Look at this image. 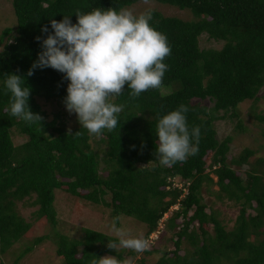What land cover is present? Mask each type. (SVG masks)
Listing matches in <instances>:
<instances>
[{"label": "trees", "instance_id": "obj_1", "mask_svg": "<svg viewBox=\"0 0 264 264\" xmlns=\"http://www.w3.org/2000/svg\"><path fill=\"white\" fill-rule=\"evenodd\" d=\"M139 1L11 0L16 25L3 30V36L11 35L0 50V253L31 228V223L16 210L19 201L28 199L30 205L37 206L38 220L44 219L52 227L57 225L53 203L54 189L58 188L109 208L113 219L120 215L134 217L147 227L146 238L159 226L164 213L178 204L166 225L177 228L175 239L171 238L174 248L161 253L156 264H264V157L250 162L255 151L246 147L228 161L232 136L219 140L214 127L218 119L238 118V105L257 100L264 85V0H154L188 9L194 19L164 16L153 10L150 24L166 35L172 50L164 61L168 70L158 89L131 98L125 85L121 95L111 98L124 108L118 114L116 128L104 130L100 137L105 144L102 155L93 149L86 129L80 125L68 130L57 114L48 120L37 100L64 104L67 95L69 81L63 73L38 68L27 76L42 51V40L53 32L52 19L61 21L70 16L75 24L77 11H118ZM45 26L47 33L41 31ZM202 34L222 42V46L201 48ZM7 74L24 79V86L31 90L30 110L43 118L41 124H28L10 115L11 94H6L4 87ZM206 99L213 102L212 107L203 103ZM180 104L189 108L185 114L189 130L200 127L198 152L182 163L165 167L154 154L156 125L158 117ZM253 115L264 122L263 114ZM12 129L26 140L14 145ZM236 129H243L240 119ZM243 165L248 168L241 177L234 166ZM213 182L217 185L213 192L217 199L227 198L240 206L229 230L215 211L207 212L202 202V186ZM209 224L213 234L206 229ZM82 232L80 240L59 234L56 252L63 264H92L104 254L123 260L122 250L107 247L109 241L118 243V238L91 228H82ZM45 238L46 235L37 237L32 245ZM184 241L191 249L180 254ZM31 250L32 246H27L20 256ZM145 252L160 251L150 243Z\"/></svg>", "mask_w": 264, "mask_h": 264}, {"label": "clouds", "instance_id": "obj_2", "mask_svg": "<svg viewBox=\"0 0 264 264\" xmlns=\"http://www.w3.org/2000/svg\"><path fill=\"white\" fill-rule=\"evenodd\" d=\"M149 2L144 0L145 4ZM152 12L151 8L140 13L126 8L118 11L95 8L85 14L77 11L75 24L70 16H64L61 21L52 19L53 32L42 40V51L27 76H32L38 68H52L63 73L69 81L63 101L68 113L76 114L79 124L89 135L99 137L104 130L113 131L124 106L115 104L111 98L121 95L125 85L131 98L158 89L168 70L164 61L172 50L166 35L151 26ZM41 31L47 33L48 26ZM36 40L41 41V37ZM4 87L6 94H11L10 115L28 124H41L43 118L30 110L31 90L24 86V79L7 74ZM188 111L187 105L180 104L176 110L158 117L154 154L162 166L182 163L198 152L200 127L193 126L189 130L185 115ZM118 220L119 216L115 217L110 226L118 238V245L109 241V249L116 250L119 246L136 253L150 249L153 231L147 238L133 236L129 229L117 227ZM92 264H130V261L106 255L93 260Z\"/></svg>", "mask_w": 264, "mask_h": 264}, {"label": "rangeland", "instance_id": "obj_3", "mask_svg": "<svg viewBox=\"0 0 264 264\" xmlns=\"http://www.w3.org/2000/svg\"><path fill=\"white\" fill-rule=\"evenodd\" d=\"M146 8L156 10L164 16H174L183 20L194 19L192 13L188 9H180L176 6L162 4L154 0H150L148 4H145L144 0H141L126 7V9H130L134 13H140ZM15 25L16 17L13 12L11 0H0V50L11 35L8 34L3 36V30L5 28L14 29ZM199 45L201 48H220L222 42L209 40L205 34H202L199 37ZM257 95V100H245L238 105V118L224 117L214 121V127L219 140L228 135L232 136L229 144V151L227 152L228 161L230 158L237 156L246 147L255 151L249 158L250 162L257 157H264V122L257 121L253 115L254 113H261L264 115V85ZM37 100L42 109L45 110L48 120L54 118L57 114L62 117L65 122V127L68 130L80 126L76 114H69L65 104H58L55 100H45L43 98H38ZM193 101H198V99H194ZM203 103L208 107H212L213 105V102L208 99L204 100ZM239 119L243 126L241 130L236 129ZM11 135L14 145H19L26 140V136L18 133L15 129H12ZM100 137L101 136L97 137L91 135L90 143L93 149L102 155L105 144L100 142ZM103 166L104 163L101 161L100 167ZM234 168L240 172L241 177H244V171L248 168V165H243L241 168L234 166ZM210 175L214 181H216L215 175ZM179 180L177 176L175 181L178 183ZM216 190L217 185L214 182L209 186L206 184L203 185L201 189L202 202L207 206V212L210 210L215 211L220 222L229 230L235 223V218L239 212L240 206L227 198L217 199L213 193ZM105 199L108 201L109 196H106ZM53 205L57 213V225L55 227H52L44 219L38 220V218L35 217L37 206L30 205L28 199H25L24 202L22 200L16 203L17 212L31 223V228L17 242L8 248L6 252L0 253L1 264H63L62 258L56 252L59 234L65 235L70 240H80L83 237L82 228H91L109 236L116 237L110 230L113 218L110 216L109 208L75 197L63 189L58 188L54 189ZM176 208L177 205H173L164 213L163 217L159 220V226H157L152 233V237H154L152 240L153 247L159 249V253H133L131 250L118 246L116 250L123 251L122 261L127 259L130 261V264H156L161 253H169V251H172L174 244L171 238L175 239L174 232L177 228L174 227L169 229L166 225L171 212ZM249 211L250 209L247 210V212ZM116 225L117 227L129 229L133 236L145 237L147 233L145 224L131 216L120 215ZM206 229L210 234L214 233L211 224L206 225ZM43 235H46V238L42 242L37 245H32L34 239ZM29 245L32 246V250L20 256L21 252ZM190 249L191 246L184 241L182 242L179 253L183 254L185 250ZM106 255L113 256L104 254L103 257ZM18 256H20V258H17ZM16 258L18 260L14 263Z\"/></svg>", "mask_w": 264, "mask_h": 264}, {"label": "built area", "instance_id": "obj_4", "mask_svg": "<svg viewBox=\"0 0 264 264\" xmlns=\"http://www.w3.org/2000/svg\"><path fill=\"white\" fill-rule=\"evenodd\" d=\"M151 241H152V236H151V238H150L149 242H151Z\"/></svg>", "mask_w": 264, "mask_h": 264}]
</instances>
